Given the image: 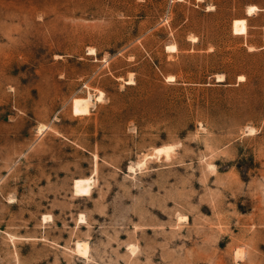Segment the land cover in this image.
Masks as SVG:
<instances>
[{
  "label": "rangeland",
  "instance_id": "obj_1",
  "mask_svg": "<svg viewBox=\"0 0 264 264\" xmlns=\"http://www.w3.org/2000/svg\"><path fill=\"white\" fill-rule=\"evenodd\" d=\"M0 264H264V0H0Z\"/></svg>",
  "mask_w": 264,
  "mask_h": 264
},
{
  "label": "bare ground",
  "instance_id": "obj_2",
  "mask_svg": "<svg viewBox=\"0 0 264 264\" xmlns=\"http://www.w3.org/2000/svg\"><path fill=\"white\" fill-rule=\"evenodd\" d=\"M255 10H257V7H255V6L249 7V9H248V14H249V15L252 14ZM170 47H174V48H175V46H173V45L170 46ZM168 48H169V47H168ZM242 78H243V77H241V79H242ZM217 80H218V81H222V80H224V79H223V75H219V76L217 77ZM102 95H103V94H101V96H99L97 100H100L101 97H102ZM43 127H44V126H43ZM44 128H45V127H44ZM40 130L42 131V128H41ZM247 132H248V131H247ZM159 152H161V150H160ZM77 246H78L79 249H81V251L84 252L85 254H86L87 250L89 249V248L87 249L88 246L86 245L85 242H84V243H82V242H78V243H77ZM77 249H78V248H77ZM79 249H78V250H79ZM78 250H77V251H78ZM81 251H80V252H81ZM80 252H78V253H80ZM82 252H81V253H82ZM81 253H80V254H81ZM84 253H83V254H84ZM83 254H82V255H83ZM85 254H84V255H85ZM86 256H87V255H86Z\"/></svg>",
  "mask_w": 264,
  "mask_h": 264
}]
</instances>
